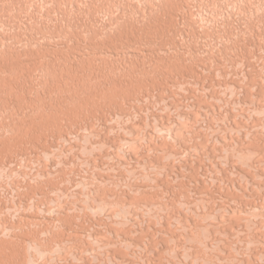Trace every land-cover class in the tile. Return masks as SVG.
<instances>
[{
  "label": "rangeland",
  "instance_id": "374dc122",
  "mask_svg": "<svg viewBox=\"0 0 264 264\" xmlns=\"http://www.w3.org/2000/svg\"><path fill=\"white\" fill-rule=\"evenodd\" d=\"M26 262L264 264V0H0V264Z\"/></svg>",
  "mask_w": 264,
  "mask_h": 264
},
{
  "label": "bare ground",
  "instance_id": "6f19581e",
  "mask_svg": "<svg viewBox=\"0 0 264 264\" xmlns=\"http://www.w3.org/2000/svg\"><path fill=\"white\" fill-rule=\"evenodd\" d=\"M243 153H244V152H243ZM245 159H246V158H245ZM23 254H24V253H23ZM23 254H22V255H23ZM18 255H19V254H18ZM18 255H17V256H18ZM22 255L20 254L18 257H20V256H22ZM27 255H28V254H27ZM25 257H27V256H25ZM35 257H36V256H35ZM27 258H28V257H27ZM21 259H22V258H21ZM32 259H35L34 256H33ZM25 260H26V258H24V261H25ZM35 260H36V259H35ZM22 261H23V260H22ZM27 261H28V260H27ZM29 261H31V259H30ZM32 261H33V260H32ZM32 261H31V263H32ZM26 263H27V262H26ZM27 264H28V263H27ZM35 264H37V263H35Z\"/></svg>",
  "mask_w": 264,
  "mask_h": 264
}]
</instances>
